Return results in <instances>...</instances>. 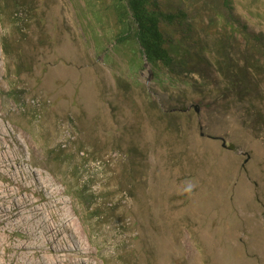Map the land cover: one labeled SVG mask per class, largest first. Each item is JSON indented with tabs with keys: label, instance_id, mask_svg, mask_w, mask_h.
<instances>
[{
	"label": "rangeland",
	"instance_id": "rangeland-1",
	"mask_svg": "<svg viewBox=\"0 0 264 264\" xmlns=\"http://www.w3.org/2000/svg\"><path fill=\"white\" fill-rule=\"evenodd\" d=\"M8 1L20 18L0 16L11 161L57 183L89 262L264 264V0L164 1L187 14L190 50L181 79L165 83L148 64L131 74L109 0ZM177 105L185 111L171 112ZM6 184L32 193L0 174ZM13 228L2 233V263L29 264L8 249Z\"/></svg>",
	"mask_w": 264,
	"mask_h": 264
},
{
	"label": "bare ground",
	"instance_id": "bare-ground-1",
	"mask_svg": "<svg viewBox=\"0 0 264 264\" xmlns=\"http://www.w3.org/2000/svg\"><path fill=\"white\" fill-rule=\"evenodd\" d=\"M7 129L10 128L0 120V174L12 181L18 179L32 193L20 195L10 185H0V240L4 239L2 233L13 226L12 233L17 238L8 249L29 264H91V251L82 245L83 235L74 230L63 191L44 171L33 169L31 163L23 160L15 166L12 164L11 160L18 155L13 144L8 143ZM10 131L22 142L15 130ZM10 165L13 170L1 169ZM68 238L74 242L69 244Z\"/></svg>",
	"mask_w": 264,
	"mask_h": 264
},
{
	"label": "trees",
	"instance_id": "trees-1",
	"mask_svg": "<svg viewBox=\"0 0 264 264\" xmlns=\"http://www.w3.org/2000/svg\"><path fill=\"white\" fill-rule=\"evenodd\" d=\"M108 8L114 20L115 36L114 48L117 51H127L129 53V70L132 73L139 72L145 64L151 66L154 77L158 83L166 81H177L181 79L177 68L184 65V58L189 56L190 50L183 51V42L189 39L184 29L187 26V14L182 10L170 11L166 8V0H109ZM230 0L226 4L230 7ZM15 7H24L15 4ZM14 6L10 7L8 0H0V16H12L13 22L17 23L20 18L14 17ZM232 9V7H230ZM9 10V12H8ZM18 16V15H17ZM230 18L232 13H230ZM11 18V19H12ZM185 36V38H184ZM5 42V41H4ZM6 52L7 46L4 43ZM224 65L226 75L232 85L242 82V75H231L232 61L220 62ZM135 71V72H134ZM136 73V74H137ZM241 76V77H239ZM239 78V79H238ZM122 79L118 83L123 84ZM240 85V84H239ZM171 108V112H183L186 107ZM81 155L86 154V150H79ZM100 161L101 160H97ZM95 161V162H96ZM73 195L83 203L87 202L84 195L85 189L77 184L72 186Z\"/></svg>",
	"mask_w": 264,
	"mask_h": 264
},
{
	"label": "water",
	"instance_id": "water-1",
	"mask_svg": "<svg viewBox=\"0 0 264 264\" xmlns=\"http://www.w3.org/2000/svg\"><path fill=\"white\" fill-rule=\"evenodd\" d=\"M193 107H194V109H195L196 112H199L200 108H199V106L197 104L193 105ZM201 134L203 136L205 135V133H203V132ZM223 146H226V143L225 142L223 143Z\"/></svg>",
	"mask_w": 264,
	"mask_h": 264
}]
</instances>
